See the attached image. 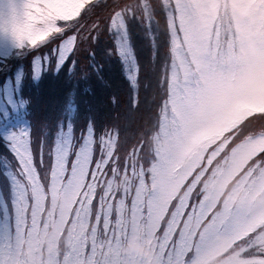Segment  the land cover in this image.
Instances as JSON below:
<instances>
[{"label": "snow or ice", "instance_id": "1", "mask_svg": "<svg viewBox=\"0 0 264 264\" xmlns=\"http://www.w3.org/2000/svg\"><path fill=\"white\" fill-rule=\"evenodd\" d=\"M0 264H264V0H0Z\"/></svg>", "mask_w": 264, "mask_h": 264}, {"label": "trees", "instance_id": "2", "mask_svg": "<svg viewBox=\"0 0 264 264\" xmlns=\"http://www.w3.org/2000/svg\"><path fill=\"white\" fill-rule=\"evenodd\" d=\"M81 62H85L83 55L81 56ZM103 77V81L93 77L87 84L80 82L76 89L77 103L82 108L86 104L91 105L96 109L102 120L117 124L122 137L125 132L131 137L138 126L140 113L131 110L129 107L130 89L128 82L122 76L120 66L116 63L105 65ZM85 87L89 88L90 91L85 93ZM66 91L64 77L59 79L48 77L38 90L32 88L30 94L33 96L35 114L39 118L51 114L64 104ZM127 92L129 99L125 102ZM41 93H44V96L40 95ZM43 98L48 100L50 106L44 107L41 101Z\"/></svg>", "mask_w": 264, "mask_h": 264}, {"label": "rangeland", "instance_id": "3", "mask_svg": "<svg viewBox=\"0 0 264 264\" xmlns=\"http://www.w3.org/2000/svg\"><path fill=\"white\" fill-rule=\"evenodd\" d=\"M44 90V89H43ZM40 95H43L44 96V93H41ZM124 96V95H123ZM122 96V97H123ZM125 98H126V100H125V102L129 99V97H128V92L126 93V96H125ZM41 101H42V104L44 105V107L45 106H47V105H49V102H48V100H44V98L43 99H41ZM40 102V101H39ZM40 104H41V102H40ZM41 104V105H42ZM50 106V105H49Z\"/></svg>", "mask_w": 264, "mask_h": 264}]
</instances>
